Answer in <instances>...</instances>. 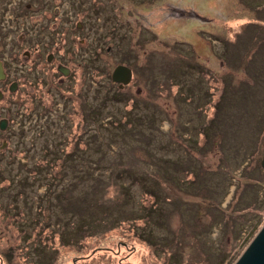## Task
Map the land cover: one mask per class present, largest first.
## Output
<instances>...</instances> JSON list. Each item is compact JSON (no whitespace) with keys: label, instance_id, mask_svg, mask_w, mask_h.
I'll use <instances>...</instances> for the list:
<instances>
[{"label":"rangeland","instance_id":"374dc122","mask_svg":"<svg viewBox=\"0 0 264 264\" xmlns=\"http://www.w3.org/2000/svg\"><path fill=\"white\" fill-rule=\"evenodd\" d=\"M0 64V264H232L263 225L264 0H0Z\"/></svg>","mask_w":264,"mask_h":264},{"label":"water","instance_id":"95a60500","mask_svg":"<svg viewBox=\"0 0 264 264\" xmlns=\"http://www.w3.org/2000/svg\"><path fill=\"white\" fill-rule=\"evenodd\" d=\"M131 77V69L121 64L117 65L111 73V80L118 83L119 87L128 84ZM0 128L2 129L3 125H0ZM261 167L264 168V158L261 160ZM232 264H264V223Z\"/></svg>","mask_w":264,"mask_h":264},{"label":"trees","instance_id":"16d2710c","mask_svg":"<svg viewBox=\"0 0 264 264\" xmlns=\"http://www.w3.org/2000/svg\"><path fill=\"white\" fill-rule=\"evenodd\" d=\"M101 51L103 52L104 50H103V49H100V48H98V50L96 49V53H95V55H96L97 59H98V56H97V55H99V53H100ZM79 66H80L83 70H85V72H87V73H88L89 75H91V76H92V71H97L98 73H100V70H101V68L99 69V66L95 65V64L90 60L89 57H83L82 60H81V62H80V64H79ZM96 74H97V73H96ZM101 74L104 75L105 78L108 76V73L106 74L105 71H102ZM127 222L129 223L128 227H129V228L131 227L133 233L135 232V234H136V232H138V233L136 234L138 237H139L140 235L144 236L143 233H146V230H145L144 228L139 227L136 223H133V222H131V221H127ZM120 223H121V222H120ZM132 223H133V224H132ZM94 224H98V221H95ZM142 236H140V239H142ZM146 243H147V244H149V243L152 244V242H150L148 239H147ZM149 246H150V245H149ZM156 246H158V245H156ZM158 247H159V246H158Z\"/></svg>","mask_w":264,"mask_h":264},{"label":"flooded vegetation","instance_id":"af4514ba","mask_svg":"<svg viewBox=\"0 0 264 264\" xmlns=\"http://www.w3.org/2000/svg\"><path fill=\"white\" fill-rule=\"evenodd\" d=\"M48 59V58H47ZM122 244V246L126 249V247H127V245H125L124 243H121ZM120 246V245H119ZM131 251H133V249H130V251H129V253L128 254H130L131 253ZM123 258H125V257H123ZM125 264H131V263H127V262H125Z\"/></svg>","mask_w":264,"mask_h":264}]
</instances>
